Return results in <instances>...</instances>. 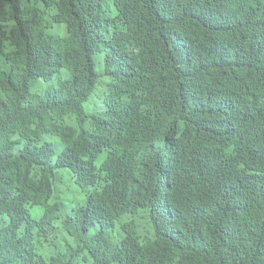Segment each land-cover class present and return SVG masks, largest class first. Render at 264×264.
Returning <instances> with one entry per match:
<instances>
[{"label":"trees","instance_id":"obj_1","mask_svg":"<svg viewBox=\"0 0 264 264\" xmlns=\"http://www.w3.org/2000/svg\"><path fill=\"white\" fill-rule=\"evenodd\" d=\"M0 264H264V0H0Z\"/></svg>","mask_w":264,"mask_h":264},{"label":"rangeland","instance_id":"obj_2","mask_svg":"<svg viewBox=\"0 0 264 264\" xmlns=\"http://www.w3.org/2000/svg\"><path fill=\"white\" fill-rule=\"evenodd\" d=\"M33 90H34V89H33ZM97 107H98V106H97ZM86 109H87L88 112H93L95 108H94V106H93L91 103H87V105H86ZM98 109L101 110L102 108L98 107ZM37 209H38V208L36 207V208H34L33 211H32L35 217H38V215H37V213H36V210H37Z\"/></svg>","mask_w":264,"mask_h":264}]
</instances>
